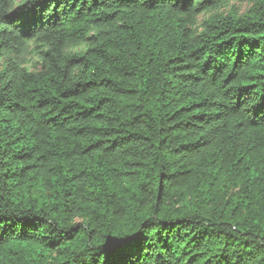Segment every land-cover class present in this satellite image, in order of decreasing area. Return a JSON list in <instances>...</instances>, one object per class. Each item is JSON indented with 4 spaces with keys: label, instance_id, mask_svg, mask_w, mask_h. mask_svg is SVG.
I'll list each match as a JSON object with an SVG mask.
<instances>
[{
    "label": "trees",
    "instance_id": "trees-1",
    "mask_svg": "<svg viewBox=\"0 0 264 264\" xmlns=\"http://www.w3.org/2000/svg\"><path fill=\"white\" fill-rule=\"evenodd\" d=\"M0 264H264V0H0Z\"/></svg>",
    "mask_w": 264,
    "mask_h": 264
},
{
    "label": "rangeland",
    "instance_id": "rangeland-1",
    "mask_svg": "<svg viewBox=\"0 0 264 264\" xmlns=\"http://www.w3.org/2000/svg\"><path fill=\"white\" fill-rule=\"evenodd\" d=\"M236 7L238 8V11H239V14L242 15L244 14L245 12H247L250 8L249 4L247 1H243V2H239L236 4ZM221 12H225L226 11H221ZM204 18V16H201L200 20H202ZM34 44H31L29 48H27L25 51H24V54H23V62L25 64H28V65H31L33 69L35 68H38V58L35 54V48H34Z\"/></svg>",
    "mask_w": 264,
    "mask_h": 264
},
{
    "label": "snow or ice",
    "instance_id": "snow-or-ice-1",
    "mask_svg": "<svg viewBox=\"0 0 264 264\" xmlns=\"http://www.w3.org/2000/svg\"><path fill=\"white\" fill-rule=\"evenodd\" d=\"M194 2V0H188V4H189V6L191 5V3H193Z\"/></svg>",
    "mask_w": 264,
    "mask_h": 264
}]
</instances>
